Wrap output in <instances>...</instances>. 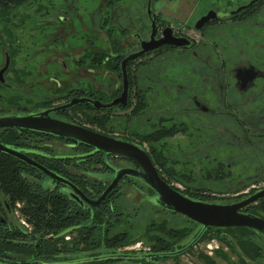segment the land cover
I'll use <instances>...</instances> for the list:
<instances>
[{
    "label": "flooded vegetation",
    "instance_id": "af4514ba",
    "mask_svg": "<svg viewBox=\"0 0 264 264\" xmlns=\"http://www.w3.org/2000/svg\"><path fill=\"white\" fill-rule=\"evenodd\" d=\"M128 1V5L123 4L121 0H48L45 3H37L36 12L43 13L34 15V23L38 21L37 37L47 38L48 46L26 54L27 58L22 62L26 68L34 70L36 75H43L40 80L30 81V85L53 82L58 86L70 87L67 91H61L58 98H44L41 105L36 103L31 107L17 105L15 108H9L7 98L2 92L12 86L8 83L10 79H7L11 64L7 49L3 51V63L0 67V120L8 116L40 114L63 106L75 98H91L103 103L112 101L123 92L122 61L139 52L152 39L162 38L165 28L171 27L173 36L186 37L190 44H163L142 56L128 60L125 63L128 80L126 104H117L104 110L96 109L89 103H81L50 111L48 116L78 124L71 120L69 115L72 110L77 111L79 108L86 117L103 128V131H94L142 147L158 175L173 187L158 169L163 148L159 147L157 150L156 147L153 149L150 146L146 149L143 142L151 139L154 133L165 132L166 136V124L170 122L172 126V123L176 122L173 114L177 111L187 119L190 117L191 123H197L192 124L195 128L188 135V138L192 139L187 143L191 148L190 155L186 154L188 161L210 159L209 157H213V160L216 155L211 154L215 153V150L225 149L227 153L224 160L230 159L231 162L219 159L216 161L218 166L225 165L229 168L240 164L246 170L247 166H257L255 173H247L239 179H230L244 182L238 184V187L247 181L263 180L264 69H258L244 58L237 60L235 57L233 66L226 67L223 63L214 64L215 57L210 52L200 55L203 43L194 42L164 19L162 10L167 0ZM211 9L223 11L208 8L196 18L194 25ZM240 13L210 20L201 28L194 29L201 33L210 24L224 19L227 20L225 23L236 22ZM167 49H188L190 57L193 56L197 63L193 66V72L195 71L198 77L200 75L202 92L197 90L201 83L187 85L183 80L175 81L172 89H175L176 98L171 106L164 105V109L161 107L157 111H151L148 117L145 113L137 115L133 108L125 124L120 126L119 132L122 133L112 134V130L117 129L116 124L108 125L112 119L110 116L106 118L105 115L115 108L129 104L132 75L129 69L132 66L136 68L135 63H138L137 67L142 66V57L146 58L152 52L161 53ZM39 57L41 60H38ZM87 59H92L89 65ZM151 61L148 59L146 64L150 65ZM204 63L209 67L208 74L205 72ZM100 67H105L106 70L102 76L96 72ZM22 69V72L19 69L17 73H25L23 67ZM108 70H116L118 78L115 82H110L114 86H108L105 91L103 82L109 74ZM155 76V73L149 75L150 86L156 83ZM207 89L209 94H206ZM105 95L110 97L106 98ZM202 115H205L208 121H201ZM158 123L162 126L157 127L155 124ZM200 125L209 131L206 130L202 134L199 131ZM56 143H61L62 147L57 148ZM178 149L181 150V147ZM199 150L203 151V155L198 158L195 155ZM187 160L185 161L188 162ZM198 160L195 169L191 167L193 163L189 162L187 166L190 168L188 167L187 171L201 176ZM35 165H40L45 170ZM121 169L142 171L141 166L132 159L95 150L94 147L71 138L38 129L0 125V264H102L109 261L111 264H164L169 258H175L176 264H185L179 258L212 233L222 235L224 246L217 247L218 250L213 253L217 256L223 255L227 264H264V235L260 231L247 226L203 228L200 223L156 204L153 200L155 190L139 176L123 174L101 202L90 204L87 200L98 199ZM222 180L227 181L226 178ZM251 188L238 192L228 203L245 199L264 186L254 185ZM136 191L147 203L172 216H182L187 222H181V225L175 223L176 227L173 224L167 226L166 223L158 227L151 223L145 227V233L148 235L145 239L149 244L145 251L122 252L118 247L133 240H120L119 235L123 233L118 230L106 238L104 234H108L110 229H115L119 224L118 219L123 212L118 210V200ZM178 191L186 195L183 191ZM262 199L264 197L259 200ZM257 201L239 211L264 219L253 206ZM112 219L115 221L110 223ZM184 224L191 229H183ZM103 225L106 228H103ZM120 253L132 256L117 257ZM214 259L204 255L196 256L198 264H216Z\"/></svg>",
    "mask_w": 264,
    "mask_h": 264
},
{
    "label": "rangeland",
    "instance_id": "374dc122",
    "mask_svg": "<svg viewBox=\"0 0 264 264\" xmlns=\"http://www.w3.org/2000/svg\"><path fill=\"white\" fill-rule=\"evenodd\" d=\"M47 1L27 0L21 4L0 6V67L3 63V51L8 49L11 58L7 79H10L8 83L12 86L2 91L3 96L7 98V106L9 108H15L17 105L31 107L36 103L41 105L44 98H58L61 91H67L70 87L69 85L58 86L53 82L44 85H30V81L40 80L43 78V75H36L33 73L34 70H29L22 63L27 58L26 54L32 53L35 49L37 50L44 46H48L47 38L37 37L38 21L34 23L35 13L43 15V13L36 12V4L39 2L45 3ZM174 1L178 3L181 2L178 8L167 6L164 12H162V15L168 23L173 25L175 29L183 35L188 36L194 42L198 43L201 41V43H203L201 51H199L200 55H207L210 52L215 57L214 64L221 65V63H223V66L227 65L226 67L233 66L232 63L236 60L235 57H237V60L244 58L248 59L249 62L253 63L258 69H264V0H259L253 6L240 13V16L236 17V22L232 21V23L229 24L225 23L227 20L224 19L221 22L210 24L201 33L196 31L193 25L196 18L204 14L208 8L228 11L232 10V8L235 9L239 4L248 2L249 0H167L166 3L171 4ZM121 2L128 5L130 1L121 0ZM203 3L206 4L203 5ZM209 3L212 4L210 5ZM207 4L208 7L205 6ZM157 6L158 5H156V7ZM39 21L41 22V19ZM232 33L233 35H231ZM43 41L45 44H43ZM99 41L100 40H98V43ZM186 53H188V55H185ZM90 57L89 54L88 58ZM148 59L152 60L150 65L146 64ZM38 60H41V58L39 57ZM91 61L92 59H87V65H89L88 63ZM141 63L142 66L140 65L137 67L138 63H135L134 66H136V68L132 66L129 69V72L132 74L130 77L131 93L129 104L126 107L115 108L105 115L106 118L110 116L109 118L112 119L111 122H108V125H111V123L116 124L115 126L117 129L112 130V134L122 133L119 132L120 126L121 124H125V121L130 116L129 112L133 108L135 109L134 113L137 115L145 113L148 117L151 111H157L161 109V107L164 109V105L171 106L176 98L175 89H172V84L175 81L183 80V83L187 85H197L201 83L200 75L198 77L197 73L195 71L193 72V66H196L197 63L194 61L193 56L190 57L188 49L187 51L167 49L161 53L152 52L149 57H142ZM22 67L25 73L23 71V74H18L17 71H19V69L22 72ZM104 68L105 67H100L97 69V74L102 76L106 71ZM204 68L205 72H207L206 74H208L209 67L205 64ZM108 73L109 74L105 76L103 82V89L105 91L108 86H114V84H110V82H115L116 78H118V72L116 70H108ZM120 73L119 71V76ZM154 73L156 74V83L150 86L151 82L148 81V78L149 75L152 76ZM202 86L201 83V86L199 85V88H197L199 92H202ZM209 93L207 89L206 94ZM105 97L108 98L110 95H105ZM160 114H155V116ZM151 115L153 116V114ZM166 115H168V113ZM173 115H175L176 122L172 123L174 125H172L173 128L170 126V122L166 124L168 129V134H166V136L165 132L162 134L154 133L151 139L143 142L146 149L150 146H152L153 149L156 147L157 150L160 149L159 147L163 148L161 149L163 154L159 160L158 169L163 172L164 178L173 187L183 191L193 199L228 203L233 200V197H236L238 192L252 189L251 186L254 185L260 187L264 186V179L261 181H247L243 186L239 187L238 184L244 182L230 180L231 178L239 179V177H244L247 173H255L257 166H247V170L240 164L232 165L229 168L225 165L218 166L216 161L219 159L225 162H231L230 159L224 160L227 153L225 149L215 150V153L211 154V156L216 155L213 160L211 159L213 157H209L210 159H192L188 161L189 159L186 154L190 153L191 148L187 146V143L192 141L191 137L188 138V135L189 132L193 131L195 128L192 124L197 123H191L189 120L191 119L190 117L187 119L185 115L177 111H175ZM204 116L205 115H202L200 118L201 121H208V119H206L207 117ZM69 118L86 128L103 131V128L99 124L92 122V120L86 117L79 108L77 111L72 110ZM145 121L146 120H144V122ZM154 121L156 120L154 119ZM155 125L157 127L162 126L161 123ZM200 126L199 131L202 132V134H204L203 132H206V130L209 131V129L203 128L202 125ZM56 144H58L56 146L57 148L62 147L61 143ZM179 147H181V150L178 149ZM169 149L173 152H170ZM202 155V150H199L198 154L196 151L195 156L199 158ZM191 157L193 158V156ZM197 160L199 161L201 176L197 173L194 174L195 172L187 171V168H190L187 164L189 162L193 163L191 167L195 169ZM174 170H176V172ZM217 174L219 176H217ZM208 175H210L211 178H208ZM221 178H226L227 181L223 182ZM117 206L118 210L123 212L118 219L119 224L115 226V229H110L108 234H104V238L118 230L123 233L119 235L120 240L123 238V241L128 239L133 240L131 243L123 244L118 247L122 252H137L138 250H144L148 247L149 244L145 239V236H148L147 233H145V227L151 223H155L158 227H161L165 223L168 224L167 226L173 224V226L176 227L175 225L177 223L181 225V222H187L182 216H172L169 213H164L163 209L147 203L137 191L132 192L129 196L121 197L118 200ZM253 206L259 210V215L264 216V199L258 200ZM114 221L115 219H112L110 223ZM103 228H106V226L103 225ZM187 228H189V226L184 224L183 229ZM190 229L191 228L188 230ZM221 236L213 233L206 235L199 244H196L179 259L185 264H198L196 256L204 255L205 257L215 258L216 264H227L223 255L217 256L213 253L218 250L217 247L221 248L224 246ZM110 262L111 261L102 264H111ZM165 262L164 264H176L175 258L166 259Z\"/></svg>",
    "mask_w": 264,
    "mask_h": 264
},
{
    "label": "water",
    "instance_id": "95a60500",
    "mask_svg": "<svg viewBox=\"0 0 264 264\" xmlns=\"http://www.w3.org/2000/svg\"><path fill=\"white\" fill-rule=\"evenodd\" d=\"M258 1L259 0H249L247 3L241 4L237 8L228 11L217 12L211 9L196 21L194 28L199 29L205 23L213 19L238 14ZM163 35L162 38L152 39L150 42H147V46L122 61L121 70L123 75V92L119 97L112 101L103 103L100 100H93L91 98H75L63 106L44 111L40 114L8 116L0 120V125L38 129L58 136L71 138L79 143H85L92 146L95 150L127 157L141 166V172H131L128 169H121L118 171L114 181L98 199L87 200L90 204L96 205L101 202L113 188L120 176L123 174H132L134 176H139V178L155 190L156 195L153 197V200L156 204L200 223L203 228L208 226H247L257 229L264 235L263 218L254 214L242 213L239 211V209L248 204L263 198L264 188L256 191L247 198L234 203H217L193 199L171 187L158 175L150 158L142 147L111 136L100 134L78 124L63 122L48 116L50 111L62 110L81 103H89L96 109L104 110L115 107L117 104H126L128 80L125 63L128 60L142 56L163 44L174 46H187L190 44V40L186 37L173 36L171 27H166ZM35 166L41 170H45V168L40 165ZM116 256L120 258H130L132 255L120 253Z\"/></svg>",
    "mask_w": 264,
    "mask_h": 264
},
{
    "label": "trees",
    "instance_id": "16d2710c",
    "mask_svg": "<svg viewBox=\"0 0 264 264\" xmlns=\"http://www.w3.org/2000/svg\"><path fill=\"white\" fill-rule=\"evenodd\" d=\"M25 1L27 0H0V6H10V5H15V4H21Z\"/></svg>",
    "mask_w": 264,
    "mask_h": 264
},
{
    "label": "crops",
    "instance_id": "0c3cea01",
    "mask_svg": "<svg viewBox=\"0 0 264 264\" xmlns=\"http://www.w3.org/2000/svg\"><path fill=\"white\" fill-rule=\"evenodd\" d=\"M231 1V0H230ZM179 3H181V2H179ZM179 3L177 2V1H174L173 3H171V4H167L166 3V1H165V6L163 7V10H162V12H164V10H165V8L168 6H173V7H175V8H178V6H179ZM204 4H206V3H203V5ZM210 5L212 4V3H209ZM206 7H208V4L207 5H205ZM204 6V7H205ZM198 7H199V4H198ZM202 9H203V7H202Z\"/></svg>",
    "mask_w": 264,
    "mask_h": 264
}]
</instances>
